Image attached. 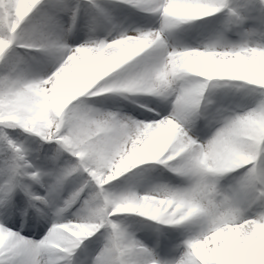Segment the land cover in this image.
Masks as SVG:
<instances>
[{"label": "snow or ice", "instance_id": "snow-or-ice-1", "mask_svg": "<svg viewBox=\"0 0 264 264\" xmlns=\"http://www.w3.org/2000/svg\"><path fill=\"white\" fill-rule=\"evenodd\" d=\"M119 3L155 14L159 27L99 38L93 24L87 39L68 45L64 37L81 7L93 21L111 22L109 10L97 0H53V11L42 0H0V264H84L74 254L97 233L100 246L88 264H264V42L245 27L259 19L264 35V15L247 16L230 0ZM254 8L264 14V0H254ZM217 13L203 43L170 47L162 35ZM16 49L39 50L52 71L34 73ZM210 81L239 82L232 86L250 99L239 111H202ZM101 94L153 96L170 108L161 114L132 100L155 114L137 119L83 99ZM200 119L209 130L203 138L191 131ZM8 129L56 147L37 164ZM64 152L73 159L59 163ZM146 162L178 182L143 192L133 184L104 187ZM128 215L177 231L154 227L147 244L116 219ZM25 218L29 229L48 223L40 239L23 234Z\"/></svg>", "mask_w": 264, "mask_h": 264}, {"label": "bare ground", "instance_id": "bare-ground-1", "mask_svg": "<svg viewBox=\"0 0 264 264\" xmlns=\"http://www.w3.org/2000/svg\"><path fill=\"white\" fill-rule=\"evenodd\" d=\"M49 2L50 0H42V6H45V8H49V11H53L54 9H51L49 7L50 6ZM51 2H53V0H51ZM85 2L86 0H80V3L82 5ZM97 2L109 10L112 17L111 22L105 21L103 18H97L96 21H93L91 15L87 13L83 7H81L75 26L73 27L72 31L67 33L65 36V41L68 45L79 44L83 42L85 39H87L88 36L90 35L89 28L93 26V24L95 25L96 28L95 36L102 35L103 37H105L108 34L109 30H111V33L113 35L119 31H124V30L131 33L133 30L138 28L154 30L159 27L157 21L158 20L160 21V19L155 14H150L135 8H130L127 5L119 3V0H97ZM219 15L220 13H217L215 16H209L185 23L181 25V27L183 28L182 30L178 31V28L173 29L170 32L164 33L163 37L166 39V43L170 47L175 46L179 48L182 45L195 44L197 43V40L195 38V33L196 32L199 34L205 33L204 29L201 26H199V24L204 22H210L211 20L216 19V17ZM262 15L264 14L259 13L255 17H259ZM256 20L259 21V19ZM61 21L64 27L67 28L68 17L66 15L61 14ZM246 21H248V19ZM246 21H245V26L247 25ZM178 32L182 34L178 36ZM250 38L253 39V35ZM41 54L44 55L43 53ZM46 65L47 66H43L42 64L35 63L33 66L34 67L33 72L36 74H46L48 72H51L52 71L51 69L53 68L54 65L50 62L49 58ZM214 84L218 86L213 87ZM231 86L232 84L226 81H210L209 87L206 89L205 92L206 99L205 101H202L201 110L202 111L205 110V105H206V110L209 114H212L216 106H224L239 111L240 107H242L247 103L246 102L247 98L245 97L246 89L239 88L237 89L238 91H235L234 88L233 89L231 88ZM151 97L153 96L135 95L131 97V101L136 100L139 104H142V102L147 104V101L151 99ZM208 97H212L213 99H216L217 102L212 101L211 104H207ZM236 97H239V99L243 101L227 102L230 99H233L234 101H238L235 99ZM83 99L85 102H89L90 104L99 108L124 110L128 112L129 115H132L136 118L145 119L146 116L152 117L155 115L154 113L146 112V109L139 107L138 104L130 103L131 101L125 99L123 96L118 94H101L94 97H84ZM155 99L156 98L153 97V106H154L153 108H156L157 111L161 112V114H166L170 108V105L164 104L163 106H161L160 102L157 99L156 100ZM204 124L205 121L203 119L197 120L195 126L191 129V131L196 136L203 138L209 131L208 129L204 128ZM236 174L237 173H231L225 176L221 181V183L222 184L229 183L231 180V176ZM74 179L78 182L79 177H75ZM160 181L177 183L178 178L174 176V174L166 170L163 166L155 162H146L143 165H139L136 168L129 170V172L122 174L120 177H117L113 181L108 182L104 187L108 190H110V187H113L115 190H120L129 184H133L136 186L137 191L143 192L147 187H150L153 183ZM70 186L71 184H69L67 187ZM29 211L33 212L34 210L29 209ZM0 212H2L1 209ZM125 217H126L125 218V222H126L127 216ZM128 217H130V215H128ZM133 217L138 219L134 224L133 222L132 224H129V226L131 225V227L133 228H137L139 224H143L140 222V220L146 219L135 215H133ZM118 218L119 217H116V219ZM25 219H26V223H25V228L23 229L24 232H26L25 235L27 234L28 235L31 234L32 236L38 235L37 230L34 231V229L28 228L27 218ZM147 226L148 227L145 229V233L143 234L145 240L147 239L146 242L147 244H149L148 242L151 243V240L154 237V233H153L154 227L158 226L165 232H169V233H175L177 231L176 229L170 228L168 226L155 225V223L150 225L147 224ZM142 231H143L142 229L137 230V232H142ZM161 239L163 240V238ZM92 242H93L92 237L86 239L83 242L84 247L81 245V247L76 250V253L74 254V259L75 258L79 259L81 261H84V264H88V259H86L85 257L87 256L88 258V255L91 253Z\"/></svg>", "mask_w": 264, "mask_h": 264}, {"label": "rangeland", "instance_id": "rangeland-1", "mask_svg": "<svg viewBox=\"0 0 264 264\" xmlns=\"http://www.w3.org/2000/svg\"><path fill=\"white\" fill-rule=\"evenodd\" d=\"M230 2H231V4L237 6L238 10L240 12L244 13L247 16L255 17V16H257V14H259V12H257L256 9L254 8V0H230ZM49 3L51 4V0H50ZM37 14L38 13L36 11H34L33 15L37 16ZM215 20L216 19H213L210 22H204V23H200L199 24V26H201L204 29L205 33L199 34V33L196 32L195 33V38L197 40V43L192 44V45H196V44H200V43L205 42L204 38L209 34V32L211 31V28H212V23L211 22H214ZM157 22H158V24H160L159 20ZM246 23H247V25L245 26L246 28L247 27L256 28V32L253 33V39L256 40L257 42H264V35L260 34L261 21L260 20L257 21L256 19H248V21H246ZM182 29L183 28L180 26L178 28V31H180ZM181 34L178 32V36H180ZM113 35H116V33L113 34ZM162 35L164 36V33ZM96 37L104 38L102 35H97ZM229 39L230 40H235V39H237V37L234 34H229ZM16 51L21 53V54L26 55V58L29 59V63L31 65V67H32V70H34L33 66L35 64V61L37 60V50L36 49H27V50L26 49H16ZM7 55H9V56L13 55L12 48L7 50ZM32 57H35V59H31ZM46 64H47V62H45L42 65L43 66H47ZM230 83L234 84V83H239V82H230ZM231 88L232 89L234 88L235 91H238L237 89H239V88H235L233 86H231ZM245 97L247 98L246 102H248L250 97L249 98L247 96H245ZM235 99L238 100V101H234L233 99H230L227 102H242L243 101V100H240L239 97H236ZM127 100L131 101V99H127ZM207 100H211L213 102H217V100L213 99L212 97H208ZM86 103L90 104L89 102H86ZM130 103H132V101ZM142 104H146V103L142 102ZM146 105H148V104H146ZM148 106L152 107L150 105H148ZM105 109H111V108H105ZM111 110H119V109H111ZM119 111H122V112L128 114V112H126L124 110H119ZM137 119H141V118H137ZM7 131L9 133V136H10L11 139H13L16 142H21L22 141L24 146L26 148L30 149V157L32 159H34L37 164H44L45 163V160H44L45 156H51L52 153H53V150L56 147L54 142L53 143L42 142L40 140V138L35 137L34 135H29L27 133H24L20 129H8ZM2 145H3V142L0 141V146H2ZM37 157H39V159H36ZM65 159L72 160L73 158L68 153L64 152V153H62V155H61V157H60L58 162L59 163H63ZM225 184H227V183H225ZM35 187H36V190L38 192L42 193V191H43L42 189H40L38 186H35ZM110 190L111 191H119V190H115L113 187H110ZM30 210H32V209H30ZM29 214H30V216L34 217L35 213H34V211L33 212L29 211ZM17 216H18V214H17ZM125 218H126L125 216H120L118 219L122 220L125 223V225L128 226V228L130 230L135 232L136 238H138L140 240H143L146 243L147 239L145 240V237H143V234L145 233V229L148 227L147 224L148 225L154 224V222L151 221V220H148V219L140 220V222L143 223V224H139L137 228H133V227H131V225L129 226V224H132V222L134 224L138 219L134 218L133 215H130V217L127 216V220L125 222ZM39 223H42L44 225V227H43V229H40L38 227H33L32 228V229H34V231L35 230L38 231V235L32 236V238L35 237L34 239H40L44 235V232L47 230V227H48V223L47 222L39 221ZM9 226H11V225H9ZM139 229H142L143 231L142 232H137V230H139ZM23 234H26V232H24V230H23ZM98 236H99V233H97L96 236L92 237L93 242L91 244V246H92L91 253L88 255V258H87V256L85 257L88 260L91 258L92 255L95 254V252L98 250V248L100 246L99 243H97V237ZM148 243L150 244V242H148ZM82 246L84 247V244H82Z\"/></svg>", "mask_w": 264, "mask_h": 264}]
</instances>
